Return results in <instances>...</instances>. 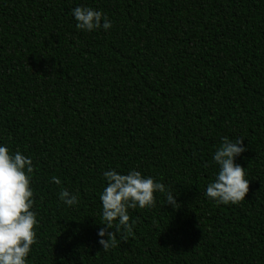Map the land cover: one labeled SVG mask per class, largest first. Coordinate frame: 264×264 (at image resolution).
<instances>
[{"label":"trees","instance_id":"trees-1","mask_svg":"<svg viewBox=\"0 0 264 264\" xmlns=\"http://www.w3.org/2000/svg\"><path fill=\"white\" fill-rule=\"evenodd\" d=\"M77 7L112 27L78 30ZM225 137L244 139L250 188L218 205L206 189ZM0 146L33 161L26 264H264V0H0ZM112 170L180 208L155 193L105 252Z\"/></svg>","mask_w":264,"mask_h":264},{"label":"clouds","instance_id":"clouds-1","mask_svg":"<svg viewBox=\"0 0 264 264\" xmlns=\"http://www.w3.org/2000/svg\"><path fill=\"white\" fill-rule=\"evenodd\" d=\"M78 30L92 32L101 27L105 31L112 27L111 22L102 11L89 7H77L73 10ZM244 139L235 142L227 137L214 153L213 159L219 166L215 181L209 183L206 196L218 205L238 204L245 200L249 193L250 183L245 178V169L235 161L248 149L243 147ZM33 161L16 152L10 154L6 146H0V264H26L32 246L37 242L34 228L37 225L33 208V191L31 174ZM104 176L108 182L103 193L102 225L98 232L99 243L107 252L117 246V237L127 241L133 235L135 221L129 223V209H147L155 206L154 194L165 193L167 205L180 208L176 197L166 190L163 183L156 182L152 177H144L138 171L118 174L106 171ZM52 182L59 185L61 181L52 177ZM60 200L68 206L78 203L77 195L63 190L59 193Z\"/></svg>","mask_w":264,"mask_h":264}]
</instances>
